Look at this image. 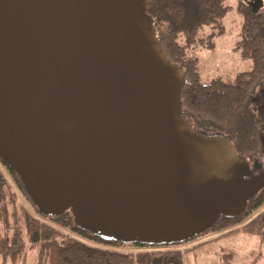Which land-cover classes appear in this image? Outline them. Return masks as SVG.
<instances>
[{
  "label": "water",
  "instance_id": "95a60500",
  "mask_svg": "<svg viewBox=\"0 0 264 264\" xmlns=\"http://www.w3.org/2000/svg\"><path fill=\"white\" fill-rule=\"evenodd\" d=\"M157 32L146 0H0V157L42 215L166 246L247 208L244 159L183 117Z\"/></svg>",
  "mask_w": 264,
  "mask_h": 264
},
{
  "label": "trees",
  "instance_id": "16d2710c",
  "mask_svg": "<svg viewBox=\"0 0 264 264\" xmlns=\"http://www.w3.org/2000/svg\"><path fill=\"white\" fill-rule=\"evenodd\" d=\"M227 10L225 0H146V12L158 27L157 37L162 47L168 58L183 69L187 78L181 94L183 117L190 120L194 127L205 128L208 133L222 129L231 140L235 137L248 146L255 142V137L261 136L255 134V119L247 110L249 87L223 85L225 89L219 94L215 93L213 87L219 81L203 83L198 58L187 56L192 42L203 41L197 38L198 30L204 25L220 27ZM239 12L243 17L242 39L239 44L254 38L263 47L264 5L260 10L252 11L241 4ZM180 35H183L184 41L179 39ZM253 57L254 66H259L258 59L261 55ZM261 68L258 71L264 73V66ZM16 188L27 197L35 211L40 213L19 173L0 157V256L5 261L10 259L13 264H17L32 246L38 247L37 264H185V253L196 251L212 240L196 243L188 248L179 246L212 233L226 230L215 239L236 233L258 235L264 239V209H261L264 207V188L248 201L247 208L240 214L223 215L197 237L166 246L107 241L77 226L71 211L58 216L40 214L62 229L54 227L35 217L22 204ZM255 211L258 213L253 216ZM74 233L79 237H75ZM131 245L156 249L122 251L110 248ZM223 255L227 263V256H232L233 252Z\"/></svg>",
  "mask_w": 264,
  "mask_h": 264
},
{
  "label": "rangeland",
  "instance_id": "374dc122",
  "mask_svg": "<svg viewBox=\"0 0 264 264\" xmlns=\"http://www.w3.org/2000/svg\"><path fill=\"white\" fill-rule=\"evenodd\" d=\"M225 2L228 6V10L220 23V27H211L210 25L202 26L198 30L197 38H201L203 41L192 42L191 47L187 51V56L198 58L200 77L203 83H209L217 77H221L224 80H234L238 73L250 68V66L247 64L239 67V51L235 50L237 42L240 39L243 25V17L239 12L241 0H225ZM220 29H222V32H219ZM209 36L211 37L208 38ZM179 39L181 41H184L183 35H180ZM246 62L250 61L248 60ZM8 177L9 179H11L9 175ZM16 190L22 204L35 217L45 220L47 223L51 224L54 227L62 229L61 226L57 225L52 220L46 219L40 215L41 213L36 212L27 197L21 191H19L18 188H16ZM261 209H264V207H262ZM257 213L258 211H255L253 216H255ZM225 231L226 230L220 231L219 233H224ZM197 240H194L187 244L192 246L191 244L197 243ZM218 241L220 242L215 243L217 245L209 247L207 249L208 251L204 250L185 253L184 255L189 257L188 260L185 259L186 257L184 258V263L202 264V261L196 262L193 259V256L201 255L204 257L203 264H264V239L260 238V236L246 233H236L221 237ZM187 244H183L181 246ZM222 246L225 247L224 250L220 249V247ZM158 248L159 247H157V249ZM210 248H212V250H210ZM216 248L218 252L216 251ZM139 249L152 248L138 247L136 250ZM232 252V256H227L228 262L226 263V261H224L223 254H231ZM37 255L38 247H29L25 252V255L21 257L20 261L17 264H37ZM219 256H221V260L218 259ZM0 264L13 263L10 261V259H8V261H5L3 257L0 256Z\"/></svg>",
  "mask_w": 264,
  "mask_h": 264
},
{
  "label": "flooded vegetation",
  "instance_id": "af4514ba",
  "mask_svg": "<svg viewBox=\"0 0 264 264\" xmlns=\"http://www.w3.org/2000/svg\"><path fill=\"white\" fill-rule=\"evenodd\" d=\"M241 4L245 8L257 11L264 5V0H241ZM241 39L240 34V39L235 47V50L239 51V67L247 64L250 68L238 73L234 80H224L221 77H217L214 80H218L219 82L213 87V90L219 94L220 91L225 89L223 85H238L239 88L244 86L249 87L247 110L255 119L253 124L255 134H260L261 136L259 138L255 137V142L248 146L235 137L231 140L232 148L236 151V154L244 159L243 164L239 163L236 165L232 172L233 174L242 176L244 181L247 182L246 187L240 190L238 194L241 197L249 194V201L251 198L256 197L264 188V73L258 71V68L262 69L261 67L264 66V46L260 47V41L254 38L244 41L243 44H239ZM256 55H261L258 59L259 66L257 67L254 66L253 57ZM248 60L250 62H246ZM244 73L249 74L246 75ZM193 131L195 133L198 132L205 142L214 141L213 138H209L211 135L215 134L219 137L225 135L222 129H218L214 134H208L205 128L198 129L194 127Z\"/></svg>",
  "mask_w": 264,
  "mask_h": 264
},
{
  "label": "crops",
  "instance_id": "0c3cea01",
  "mask_svg": "<svg viewBox=\"0 0 264 264\" xmlns=\"http://www.w3.org/2000/svg\"><path fill=\"white\" fill-rule=\"evenodd\" d=\"M222 233H212V234H209V235H206L204 237H201L199 238L197 241V243H200V242H204V241H207V240H212L206 244H204L203 246H201L200 248L196 249V251H191V252H197V251H208L207 249L213 245H217L215 243H219L220 241H218L220 238L218 239H215L216 237H218L219 235H221ZM224 237V236H223ZM218 241V242H217ZM196 244V243H195ZM193 245V244H191ZM101 246H104V245H101ZM190 245H184V246H180V248H183V247H188ZM108 247V246H107ZM110 247V246H109ZM110 248H113V249H117V250H122V251H139V250H142V249H139V250H136L138 247L134 246V245H131V246H128V247H110ZM220 249H225V247H220ZM210 250H212V248H210ZM216 251H217V248H216ZM191 252H187V253H191ZM218 252V251H217ZM219 255V254H218ZM186 257L185 259L188 260V257L189 256H185ZM191 259V258H190ZM193 259L196 261V262H201L202 261V264L204 262V257L201 256V255H198V256H193ZM219 260H221V256L218 257ZM209 264V263H208Z\"/></svg>",
  "mask_w": 264,
  "mask_h": 264
},
{
  "label": "built area",
  "instance_id": "2783aa9c",
  "mask_svg": "<svg viewBox=\"0 0 264 264\" xmlns=\"http://www.w3.org/2000/svg\"><path fill=\"white\" fill-rule=\"evenodd\" d=\"M74 236H78V235H76L75 233L73 234ZM79 237V236H78ZM81 238V237H80Z\"/></svg>",
  "mask_w": 264,
  "mask_h": 264
},
{
  "label": "clouds",
  "instance_id": "9594fccd",
  "mask_svg": "<svg viewBox=\"0 0 264 264\" xmlns=\"http://www.w3.org/2000/svg\"><path fill=\"white\" fill-rule=\"evenodd\" d=\"M152 249H156V248H153V247H151Z\"/></svg>",
  "mask_w": 264,
  "mask_h": 264
}]
</instances>
